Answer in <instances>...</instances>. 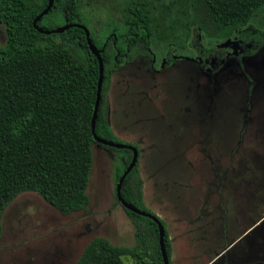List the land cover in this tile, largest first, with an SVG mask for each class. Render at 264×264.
Instances as JSON below:
<instances>
[{
  "label": "rangeland",
  "instance_id": "obj_1",
  "mask_svg": "<svg viewBox=\"0 0 264 264\" xmlns=\"http://www.w3.org/2000/svg\"><path fill=\"white\" fill-rule=\"evenodd\" d=\"M78 1L98 47L127 30L125 21L136 5L148 12L156 62L169 47L188 55L190 35L189 44L198 46L195 28L208 45L223 41L207 10L191 0ZM66 12L60 0L43 23L60 24ZM172 28L177 38L170 35ZM5 41L0 23L1 47ZM117 46L123 48V39ZM71 49L85 66L86 53ZM105 50L112 59L108 124L116 143L137 149L142 204L164 225L170 264H213L220 253L238 256L249 246L255 253V242L264 252V221L251 231L264 215V50L240 61L227 56L213 79L183 60L150 66V60L139 59L115 68L113 42ZM124 157L92 145L89 203L80 212L62 215L36 193L18 195L2 215L0 264H76L95 237L133 246L134 228L116 201ZM122 261L137 264L129 256Z\"/></svg>",
  "mask_w": 264,
  "mask_h": 264
},
{
  "label": "trees",
  "instance_id": "obj_2",
  "mask_svg": "<svg viewBox=\"0 0 264 264\" xmlns=\"http://www.w3.org/2000/svg\"><path fill=\"white\" fill-rule=\"evenodd\" d=\"M59 2L54 0L49 13L58 8ZM65 2L67 12L62 23H43L45 15L34 26L48 0H0V23L6 36L5 45L0 46V237L2 215L21 193H36L62 215L80 212L89 203L86 188L95 143L91 119L99 69L81 28L51 32L66 24H80L88 29L81 18L79 1ZM191 3H199L207 10L218 39H233L238 32H244L242 38L245 35L248 42L255 41L256 45L248 55L264 48V0H191ZM129 13L125 21L127 30L120 35L112 34L105 45L110 41L117 45L123 39L128 63L139 58L150 60L148 12L136 5ZM189 29L191 34L196 29L201 35L199 28ZM174 31L172 28L170 35L177 38ZM89 33L104 65L95 134L116 143L107 121L108 83L112 74L108 67L112 59L105 46L98 47V41ZM71 46L86 53L85 66L79 63ZM117 50L121 55L124 52ZM201 50L204 56L211 57L224 52L216 48ZM118 62H122V57ZM110 148L125 154L123 168L116 177L118 183L133 153L127 148ZM120 194L126 203L149 213L142 204L138 162L125 176ZM122 209L134 228V245L116 246L104 237H95L86 244L76 264H124L123 256L133 258L137 264H163L157 224L151 218ZM164 248L170 264L171 243L166 230Z\"/></svg>",
  "mask_w": 264,
  "mask_h": 264
},
{
  "label": "flooded vegetation",
  "instance_id": "obj_3",
  "mask_svg": "<svg viewBox=\"0 0 264 264\" xmlns=\"http://www.w3.org/2000/svg\"><path fill=\"white\" fill-rule=\"evenodd\" d=\"M243 34H245V33L244 32L243 33L238 32V36H235L233 39H230V38L225 39V40L223 39L222 43H224L227 40H230V44L227 47H221V48L217 47L218 45L222 44L221 42H218L215 45H208V44L204 43L203 37L201 35L197 36L198 39H196V42H197L198 46L194 47L191 44H189V41L192 38V35H190V38L186 42V46H185L188 50V53H189L188 55H179V54H177L175 48L172 47V49H171V47H169L167 49L165 55H163V57H161V59L158 62H156L154 53L151 51V47L149 46L148 50L151 53L150 66L151 65L155 66L160 61H171V63H173V62L175 63L176 61H180V60L189 61L191 63H195L196 65H198L200 67L199 68L200 71L202 69L204 72H206V74H208L210 79H213L215 73L221 69V66H222L223 62L225 61V59L227 58V56L230 55V56L234 57L237 61H240V59H242L244 57H253V56L257 55L261 50H264V48H261L255 53V55H248L247 52L254 50L256 45H255V41L248 42L247 41L248 37H246L245 35H244L245 38H242ZM112 42H113V45L115 48L114 64L119 65V68L121 66L126 65V64H130L127 61V48L125 47V44H124L123 48H120L115 44L114 41H112ZM104 46H106V45H104ZM118 48L124 50L122 55H121V53L118 52V50H117ZM202 48H206L208 50H212L213 48L224 49V52L222 54H220L219 57L218 56H214V57L204 56L203 52L201 50ZM121 57H122V62H118V59ZM139 59H142V58H139ZM139 59H137V60H139ZM108 92H109V89H108ZM108 105H109V95H108ZM107 114H108V107H107ZM107 121H108V116H107ZM253 226L254 225H252L251 228ZM240 237L241 236H238L231 243L233 244ZM231 243L229 246H231ZM229 246L227 248H229ZM263 246H264V244H263ZM249 249H251L250 246L247 247V252L238 254V256H233V255L231 256L228 254V252L220 253V256L215 260V262L213 264H259V263L264 264V252L260 251L262 249L260 244H256V242L254 244H252V249L255 251V253H253V252L250 253Z\"/></svg>",
  "mask_w": 264,
  "mask_h": 264
},
{
  "label": "water",
  "instance_id": "obj_4",
  "mask_svg": "<svg viewBox=\"0 0 264 264\" xmlns=\"http://www.w3.org/2000/svg\"><path fill=\"white\" fill-rule=\"evenodd\" d=\"M54 0H48V5L47 7L35 18L33 25L35 26V23L38 19H40L41 17L47 15L52 6H53ZM70 27H78L81 28L84 33H85V39H86V43L87 46L89 48L90 53L96 58V60L98 61V69H99V74H98V81H97V87H96V99H95V104H94V109H93V114H92V119H91V133L93 136V140L95 143L98 144H102V145H106V146H110V147H114V148H118V149H123V148H127L129 150L132 151V159L130 161V163L128 164L127 168L125 169V171L123 172V174L121 175L120 179L118 180L117 186H116V198L119 201L120 205L126 209V210H130L132 212H134L135 214H139L141 216H145L148 218H151L156 224H157V229H158V242H159V246H160V251H161V255H162V260H163V264H169L168 261V256L166 254L165 248H164V235H165V229L164 226L162 225V223L158 220V218H156L155 216H153L150 213L144 212L138 208H135L133 206H131L130 204L126 203L120 194V188H121V184L125 178V176L132 170V168L136 165V163L138 162V152L137 149L133 146H128V145H123V144H119V143H114L112 141H107L105 139H102L100 137H98L95 134V121L97 118V112H98V107H99V102H100V98H101V86H102V82H103V73H104V65H103V61L100 55V51L95 47V45L91 42L90 40V33L89 30L80 25V24H66L56 30L51 31L52 33H61L63 31H65L66 29L70 28ZM46 33H50V32H46ZM230 44V40L225 41L224 43H222L221 45H218V48L221 47H227ZM264 221V215L262 216V218L254 224V226L251 228V231H254L257 227H259L260 223Z\"/></svg>",
  "mask_w": 264,
  "mask_h": 264
}]
</instances>
